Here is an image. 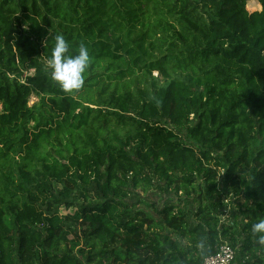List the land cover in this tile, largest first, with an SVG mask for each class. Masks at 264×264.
<instances>
[{
  "label": "trees",
  "instance_id": "trees-1",
  "mask_svg": "<svg viewBox=\"0 0 264 264\" xmlns=\"http://www.w3.org/2000/svg\"><path fill=\"white\" fill-rule=\"evenodd\" d=\"M258 2L0 0V264H202L225 242L264 264L249 231L264 218ZM56 35L89 49L71 94L50 78ZM156 178L197 209L123 212L129 185Z\"/></svg>",
  "mask_w": 264,
  "mask_h": 264
},
{
  "label": "rangeland",
  "instance_id": "rangeland-1",
  "mask_svg": "<svg viewBox=\"0 0 264 264\" xmlns=\"http://www.w3.org/2000/svg\"><path fill=\"white\" fill-rule=\"evenodd\" d=\"M262 9V5L258 2V0H247V10L249 12H254V11H260ZM155 76L159 75L157 71L153 73ZM161 78L160 76H158ZM39 100V97L33 95L30 99V103L33 104L36 101ZM1 107V105H0ZM33 124V123H31ZM120 133L122 135L125 134L124 130H120ZM157 178L153 180V187L148 190L144 191L142 188H132V185H129V188L131 190L129 195L127 197H123L119 199L123 212L127 213V215L131 214L132 211H137L138 209H143L147 213L151 214L157 219H161L159 215V210H161L164 206L173 204V203H179L181 202V205L183 209H186L187 211L190 210H196L200 202H196L193 200H186L184 197L181 198L182 194H176L173 193L172 190H169V193L166 191H162L160 188V183L157 182ZM219 184L220 188L224 191V198L225 202L229 204V211L227 215H224L223 219H225L224 224L230 225L234 221H237L239 225V228L237 229L241 230L242 224L245 222L244 216L242 215V208L240 206V203H243L244 200L240 203L236 202V196L234 193L231 191V189L225 185L224 183V178L221 176L219 178ZM58 185H56L57 189ZM60 189V187H58ZM77 194V192H75ZM91 194L93 195L92 200L98 201L99 199V194L96 190L95 187L91 188ZM76 200L79 201L80 198H77L75 196ZM189 199H194V196L189 197ZM76 201V202H77ZM78 204V203H77ZM79 205V204H78ZM118 212V210L116 211ZM243 237L239 238L238 243L241 244ZM82 261H86L85 257L79 256ZM16 260V256H14Z\"/></svg>",
  "mask_w": 264,
  "mask_h": 264
},
{
  "label": "clouds",
  "instance_id": "clouds-1",
  "mask_svg": "<svg viewBox=\"0 0 264 264\" xmlns=\"http://www.w3.org/2000/svg\"><path fill=\"white\" fill-rule=\"evenodd\" d=\"M55 43L47 60L50 78L65 93L79 90L83 84L91 57L88 47L81 43L75 54L70 53V44L63 35L55 36ZM251 236L259 247H264V218L252 223L249 229Z\"/></svg>",
  "mask_w": 264,
  "mask_h": 264
},
{
  "label": "built area",
  "instance_id": "built-area-1",
  "mask_svg": "<svg viewBox=\"0 0 264 264\" xmlns=\"http://www.w3.org/2000/svg\"><path fill=\"white\" fill-rule=\"evenodd\" d=\"M202 264H238L236 260V248L229 242L220 245L219 250L205 257Z\"/></svg>",
  "mask_w": 264,
  "mask_h": 264
}]
</instances>
